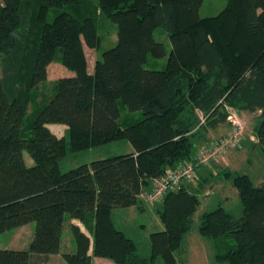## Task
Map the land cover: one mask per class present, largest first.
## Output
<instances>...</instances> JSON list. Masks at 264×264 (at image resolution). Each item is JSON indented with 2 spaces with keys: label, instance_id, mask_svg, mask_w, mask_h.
Here are the masks:
<instances>
[{
  "label": "trees",
  "instance_id": "1",
  "mask_svg": "<svg viewBox=\"0 0 264 264\" xmlns=\"http://www.w3.org/2000/svg\"><path fill=\"white\" fill-rule=\"evenodd\" d=\"M203 1L0 0V233L35 222L29 249L0 248V264L58 253L66 214L90 232L71 223L76 250L62 254L67 264H92L93 256L178 264L201 204V176L163 196L164 227L150 233L149 256L116 226L113 208L144 209L141 192L152 178L194 158L199 140L229 122V108L255 115L253 144L264 152V0H227L218 14L201 16ZM107 21L117 42L91 72L87 48L101 46ZM158 27L169 52L154 36ZM167 54L163 67H146L150 55ZM53 61L73 73L43 90ZM50 123L67 125L73 151L124 138L134 150L62 171L66 136ZM219 175L237 188L242 213L222 203L202 210L199 233L214 240L217 262L264 264V181L228 168Z\"/></svg>",
  "mask_w": 264,
  "mask_h": 264
},
{
  "label": "rangeland",
  "instance_id": "2",
  "mask_svg": "<svg viewBox=\"0 0 264 264\" xmlns=\"http://www.w3.org/2000/svg\"><path fill=\"white\" fill-rule=\"evenodd\" d=\"M98 2V0H94ZM227 0H204L200 7L201 16H211L218 14L226 5ZM56 12L52 8L49 12L48 19L53 20ZM104 34V39L99 48H87L88 56V69L93 72L94 62L97 58L102 56L103 51L112 47L117 42V29L112 22L107 21L106 27L101 29ZM154 36L157 40L165 42L168 52L171 49V41L165 29L158 27L154 31ZM60 56V53H58ZM168 54L165 57L154 60L150 55V61L146 67L161 68L165 65ZM73 71L64 66L60 61H53L49 66L48 80L43 82L41 88H51V81L61 76L72 74ZM2 77V66L0 63V80ZM46 83V84H45ZM35 107L30 106L28 109V118L32 116ZM239 114L246 121L243 131V139L241 144L228 149L223 156L212 161L210 165L202 166L199 170L201 180L198 187L201 196V204L196 212L195 221L191 230L186 234L182 242V248L177 254L178 259L183 258L181 264H229L228 262H217L215 259V246L212 238L204 236L199 233V213L205 209H211L222 203L229 212L235 216L242 213L243 205L238 194L237 188L232 184L231 180L219 175V171L223 168L237 170L239 172L249 174L255 184H260L264 181V152L260 145H255V141L251 138L252 129L254 125V114L240 112ZM57 124V123H50ZM62 124V123H58ZM222 129L209 130L205 137L199 140L198 147H202L211 143L212 141L227 135L231 131V123L226 122ZM66 136L68 146L67 153L60 159V168L62 171L73 168L81 163L91 162L96 158L109 157L117 154L126 153L132 146L131 142L124 138L114 140L103 144L91 146L86 149L73 151L70 148V137L66 131L61 133ZM253 141V142H252ZM24 158L28 165L34 163V159L28 150H24ZM206 177V180H203ZM142 197V196H140ZM143 198V197H142ZM161 200L157 203H148L145 198L142 199L144 209L128 208L122 206H115L112 210V218L118 228L123 229L126 234L133 238L137 244V251L141 255L151 254L150 233L163 228L157 207L160 206ZM130 209V210H128ZM35 222H28L19 227L9 229L0 233V248H13V249H29L30 243L34 236ZM71 233V230H70ZM72 235V233H71ZM73 237V235H72ZM68 238L67 231L65 230L64 241L66 243ZM205 243V244H202ZM197 246L198 253L194 249ZM66 247V244H65ZM192 252L187 255L185 253ZM189 252V253H190ZM199 256H203L200 258ZM96 256L93 264H96ZM104 258V257H101ZM184 262V263H183ZM29 264H67L59 256L46 257L37 253L32 254ZM154 264H166L161 256H159Z\"/></svg>",
  "mask_w": 264,
  "mask_h": 264
},
{
  "label": "built area",
  "instance_id": "3",
  "mask_svg": "<svg viewBox=\"0 0 264 264\" xmlns=\"http://www.w3.org/2000/svg\"><path fill=\"white\" fill-rule=\"evenodd\" d=\"M228 120L231 123V131L227 135L199 147L194 158L176 167H168L162 175L153 177L151 187L145 188L141 196L148 203L154 204L162 200L168 190H175L183 183L196 185L200 179L199 170L202 166L210 165L212 161L223 156L228 149L241 144L246 121L234 108H229Z\"/></svg>",
  "mask_w": 264,
  "mask_h": 264
},
{
  "label": "crops",
  "instance_id": "4",
  "mask_svg": "<svg viewBox=\"0 0 264 264\" xmlns=\"http://www.w3.org/2000/svg\"><path fill=\"white\" fill-rule=\"evenodd\" d=\"M224 124H222V125H220V126H218L216 129H222L224 126H223ZM49 127L52 129V131H54L58 136H62L61 135V133H64V131H66V129H67V125H65V124H49ZM216 129H212L213 131H215ZM251 138H253L254 140H256V137L253 135V134H251ZM253 142V141H252ZM132 150H134V148L133 147H131L130 148V150L128 151V152H130V151H132ZM205 179H207L206 177H204V179L203 180H205ZM151 185H152V182H150V184H149V186L148 187H146V188H150L151 187ZM131 207H134V208H137L136 206H129L128 208H131ZM128 210H130V209H128ZM71 223H76V224H78V225H80V227L84 230V231H86L88 234H90V232H89V230L86 228V226H85V224H84V222L82 221V220H80V219H78V218H72L69 214H66V216H65V221H64V228H63V234H62V238H61V247H60V251L58 252V253H55V254H50L49 255V258H51V257H55V256H59L60 258H62V260H64V258H63V253H68V252H74L75 250H76V243H75V240H74V238L72 237V235H71V233H70V230H71V228H70V225H71ZM163 227H164V225H163ZM65 230L67 231V234H68V238H66V243H65V241H64V234H65ZM186 236V235H185ZM213 242H214V240H213ZM65 244H66V247H65ZM202 244H205V243H203L202 242ZM195 248V252H197L198 253V250H197V246H195V245H193ZM90 251H91V249H90ZM190 252V251H189ZM185 253V255H186V259H189L188 257H187V255H189V254H191L192 252H190V253ZM150 255V254H149ZM149 255H144V256H149ZM96 256H93V259H92V264H93V260H94V258H95ZM178 257V256H177ZM200 258H202L203 256H199ZM182 260H183V258H179L178 259V264H181V262H182ZM96 264H116L112 259H110V258H106V257H104V258H101V256L100 257H97V259H96Z\"/></svg>",
  "mask_w": 264,
  "mask_h": 264
}]
</instances>
